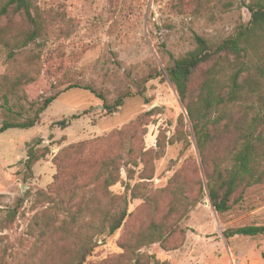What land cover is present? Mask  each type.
Returning <instances> with one entry per match:
<instances>
[{"label":"rangeland","instance_id":"1","mask_svg":"<svg viewBox=\"0 0 264 264\" xmlns=\"http://www.w3.org/2000/svg\"><path fill=\"white\" fill-rule=\"evenodd\" d=\"M30 2L39 35L26 47L23 18L0 17V126L4 94L23 117L56 97L34 127L0 133V264H76L90 223L124 200L122 226L94 238L83 264H264V236H223L264 226V181L240 188L228 211L213 210L206 183L215 165L231 168L235 129L212 126L201 155L166 75L195 49V36L213 47L249 22L247 5L264 0ZM208 67L193 74L191 88ZM123 95L107 114L103 105ZM71 116L65 129L54 125ZM28 145L43 155L31 171ZM258 152L264 172V145ZM116 156V182L105 187L104 165Z\"/></svg>","mask_w":264,"mask_h":264},{"label":"trees","instance_id":"2","mask_svg":"<svg viewBox=\"0 0 264 264\" xmlns=\"http://www.w3.org/2000/svg\"><path fill=\"white\" fill-rule=\"evenodd\" d=\"M30 1L7 0L0 6V17L18 14L26 22L28 30L21 42L22 48L33 43L39 35V28L30 12ZM247 10L250 13L249 22L241 26L233 36L213 47L204 39L195 36V49L174 60L166 70L167 78L184 107L201 155L211 141L212 126L226 121V125H232L235 129L236 149L231 153V168L222 170L215 165L206 183L207 197L213 210L219 214L229 210L231 199L240 188L264 181V172H259L256 167V161L261 155L258 150L264 145V5L261 2H254L247 5ZM12 52V50L8 52L9 59L13 56ZM207 65L209 67L198 86L195 89L191 88L193 74ZM72 88L79 87L71 86L66 90ZM8 94L3 95L2 110L5 118L0 126V133L9 129L27 130L34 127L40 115L56 97L50 96L35 104L31 114L23 117L22 112L15 113L11 109ZM127 97L129 96H120L112 104H104L103 109L107 114H112L123 105ZM234 114H239L236 120L233 119ZM77 117L71 116L69 120H61L54 125L65 129L69 126V121ZM157 145L159 147V142ZM26 157L23 163L25 170L31 171L33 165L43 155L28 145ZM118 160L117 156L110 158L104 165L105 187L116 182L113 172L116 170L115 164ZM121 205L110 213L100 211L101 219L90 223L93 234L88 237L82 236L76 264L84 263L86 256L95 247L94 238L101 235L111 236L120 229L127 216L126 201L124 200ZM96 209L90 211L92 218L98 216ZM15 216V210L9 212L7 222H12ZM223 236L225 238L264 236V226L227 229Z\"/></svg>","mask_w":264,"mask_h":264}]
</instances>
